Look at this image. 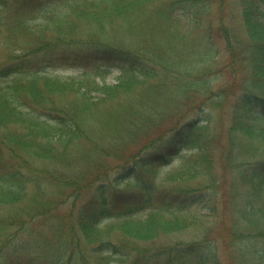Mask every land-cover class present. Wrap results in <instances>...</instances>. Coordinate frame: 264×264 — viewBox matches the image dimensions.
Instances as JSON below:
<instances>
[{
    "label": "trees",
    "instance_id": "trees-1",
    "mask_svg": "<svg viewBox=\"0 0 264 264\" xmlns=\"http://www.w3.org/2000/svg\"><path fill=\"white\" fill-rule=\"evenodd\" d=\"M0 11L9 62L0 70V247L15 227L20 251L46 264H264V0H0ZM212 16L216 25L204 26ZM223 54L229 66L217 64ZM40 61L78 71L53 73ZM233 96L224 146L209 117L219 97ZM237 136L249 157L263 158L236 166L250 187L235 198L244 228L227 231L231 253L216 237L155 248L157 231L200 220L193 208L213 200L221 182L213 152ZM74 146L90 165L77 176L63 170ZM99 152L125 164L114 181L89 184ZM194 177L202 184L189 186ZM133 239L149 241L139 248Z\"/></svg>",
    "mask_w": 264,
    "mask_h": 264
},
{
    "label": "rangeland",
    "instance_id": "rangeland-1",
    "mask_svg": "<svg viewBox=\"0 0 264 264\" xmlns=\"http://www.w3.org/2000/svg\"><path fill=\"white\" fill-rule=\"evenodd\" d=\"M168 1V0H167ZM227 2L233 3L234 0H227ZM156 4H159V2H156ZM232 4H229L231 6ZM6 14V11H0V16ZM12 13L7 14V18L10 19ZM211 20H213L214 27L217 23V20L214 16L210 17L209 19H206L202 24L206 26ZM204 29V27H202ZM208 29V28H207ZM215 29V28H212ZM195 34L194 38L192 35ZM191 35L192 40L199 38L200 35L193 33ZM50 37V33H47V38ZM4 51L5 48L3 45L0 44V70H5L6 63H9L8 61H4ZM230 55H218L217 56V64L219 66H229L230 64ZM43 61H40L38 64L41 68L44 66L50 65L54 66L53 64H44ZM47 70L60 74H69L72 75L76 71H78L77 68L72 67L68 64L59 65L57 67L55 65V68L53 67H46ZM112 73L108 76L106 79L109 82H112L113 77L118 73L115 69H112ZM236 96L229 97L224 104H222L221 97H219V104L221 105L220 110L214 111V114L210 118L211 121V129H214L216 133L221 132L224 130V133L220 136L221 143L224 144V146L227 144L228 137L226 133V128L231 122L232 113L235 112L236 109ZM234 109V110H233ZM201 116V115H200ZM199 116V117H200ZM178 122V120H176ZM169 122H167V129L169 126ZM165 130V129H163ZM159 130L157 133H155L154 137H156L160 132ZM169 134V133H168ZM167 134V135H168ZM237 139H233V142H230L229 145H227L225 150H219L215 149L213 152V160H214V166H215V172L217 177L219 178V181L216 183V189L218 188V193L214 196L213 200H211L214 204L208 205L205 202L199 203L198 206L193 208L194 214L202 221L205 222V224L202 225L200 220L192 219L193 225L186 226L182 229L166 232V230H160L157 231V233L151 237L153 240L152 245H154L155 248H161L165 249L166 251H170L173 249H176V251H180V247L176 246L177 244H190L193 241H200L205 239L207 240H213V238H218L221 241H226L227 245L223 246L222 242H218V249L222 250L224 248V253L229 251V254L231 253V246L232 243L231 240L233 239V236H227V231L229 229L234 228V232L236 234L242 232L244 225H242V222H236L235 218L237 216V203L235 201L236 196H245L249 190L250 184L247 181H243L236 175V166L237 165H244L248 160L249 163L257 162L262 156H256L254 159L249 157V152L246 149V139L244 137L237 136ZM107 141H109V138H107ZM166 141V140H164ZM239 141L241 144H243V149H239V146L237 147L236 142ZM116 144V143H112ZM112 144L110 146L109 152L116 151L115 147H112ZM83 146L86 150V152L90 153L92 152V148L88 146L87 144L83 143ZM77 147H73V152H75V157L71 161L70 165L66 168H63V170L71 175V176H77L81 175L84 169L89 168V163H83L79 159V156L76 153ZM112 150V151H111ZM133 149H129L128 151H125L124 153L127 155V153H130ZM96 156L98 157V160L91 161L92 168L98 169V171L93 173V175H90L87 177V181L89 180V184L91 183H99L101 181H114L116 178V175L118 172H121L123 165L125 164V161L123 159H119L116 155L113 153H110L109 155H104L103 153H96ZM187 156V154H185ZM227 156L229 158H227ZM227 159H230L231 162H229ZM235 166H233V164ZM102 165V166H100ZM51 168H60L59 164L56 165L50 164ZM176 165L174 164L171 169L175 168ZM167 172L170 171V169L166 170ZM165 171V172H166ZM148 174V173H145ZM150 175V174H149ZM187 180V177L184 178V181ZM226 183V184H224ZM86 184V185H89ZM103 185H106V183H102ZM189 186L194 187L196 185L202 184L201 178H190V180L187 183ZM231 186V187H230ZM185 188H189L188 186H184ZM241 194V195H240ZM229 198V202H228ZM67 206V209L71 210L70 203L64 204V207ZM52 216L58 217L59 215V206L55 208L53 212H51ZM184 224L191 221V219L184 217V219L181 220ZM207 222V223H206ZM240 230V231H237ZM17 232V229L15 227L9 228L6 232L3 233V236L7 237L9 235H12L13 239H9L8 241L11 243L8 245L6 241L4 242V245L0 247V264H46L45 260L43 259L44 255L40 254L39 252H25L20 251L21 248L24 247L25 242L21 241L18 235H15ZM22 233V232H21ZM6 237V238H7ZM119 237V236H118ZM63 238H67L64 236ZM211 240V241H212ZM146 241H140V239H133L132 244L133 246L136 245L139 248L146 246ZM123 242V241H122ZM124 244L126 248L131 247V243L128 241H124ZM149 246V243L147 244ZM244 245V243L236 242L235 248H239L240 246ZM38 251V250H36ZM170 253V252H169ZM107 262V261H106ZM239 262L242 264H245L246 261L243 259H239ZM94 264V263H92ZM105 264H115L113 259H110Z\"/></svg>",
    "mask_w": 264,
    "mask_h": 264
}]
</instances>
